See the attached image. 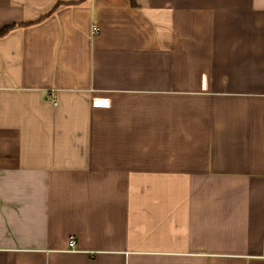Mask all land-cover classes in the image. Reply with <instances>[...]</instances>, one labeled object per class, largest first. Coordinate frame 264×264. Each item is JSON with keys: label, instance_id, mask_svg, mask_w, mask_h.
<instances>
[{"label": "crops", "instance_id": "1", "mask_svg": "<svg viewBox=\"0 0 264 264\" xmlns=\"http://www.w3.org/2000/svg\"><path fill=\"white\" fill-rule=\"evenodd\" d=\"M9 26L0 264H264V0H0Z\"/></svg>", "mask_w": 264, "mask_h": 264}, {"label": "built area", "instance_id": "2", "mask_svg": "<svg viewBox=\"0 0 264 264\" xmlns=\"http://www.w3.org/2000/svg\"><path fill=\"white\" fill-rule=\"evenodd\" d=\"M92 33L94 35H99L100 34V28L97 25H94L92 27ZM69 246H70V249H72V250L75 249V247H76V239L74 237L70 238Z\"/></svg>", "mask_w": 264, "mask_h": 264}, {"label": "trees", "instance_id": "3", "mask_svg": "<svg viewBox=\"0 0 264 264\" xmlns=\"http://www.w3.org/2000/svg\"><path fill=\"white\" fill-rule=\"evenodd\" d=\"M19 26H21V25H19ZM16 27L17 26H9V27H5V28L1 29L0 30V37L7 35L10 31H12Z\"/></svg>", "mask_w": 264, "mask_h": 264}]
</instances>
